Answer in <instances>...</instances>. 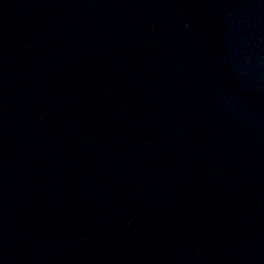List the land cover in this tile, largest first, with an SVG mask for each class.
Wrapping results in <instances>:
<instances>
[{
	"label": "water",
	"instance_id": "water-1",
	"mask_svg": "<svg viewBox=\"0 0 264 264\" xmlns=\"http://www.w3.org/2000/svg\"><path fill=\"white\" fill-rule=\"evenodd\" d=\"M0 264H264V0H0Z\"/></svg>",
	"mask_w": 264,
	"mask_h": 264
}]
</instances>
